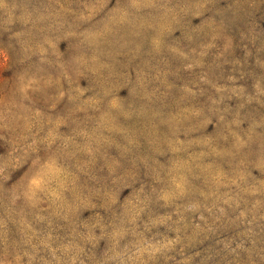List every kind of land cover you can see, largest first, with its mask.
I'll return each mask as SVG.
<instances>
[{"label": "rangeland", "instance_id": "obj_1", "mask_svg": "<svg viewBox=\"0 0 264 264\" xmlns=\"http://www.w3.org/2000/svg\"><path fill=\"white\" fill-rule=\"evenodd\" d=\"M0 264H264V0H0Z\"/></svg>", "mask_w": 264, "mask_h": 264}]
</instances>
